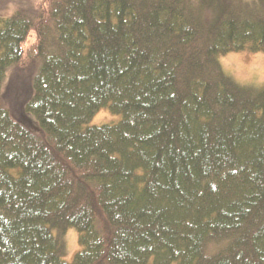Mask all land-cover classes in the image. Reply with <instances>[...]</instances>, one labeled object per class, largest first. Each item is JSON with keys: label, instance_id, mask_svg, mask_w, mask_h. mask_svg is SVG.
Wrapping results in <instances>:
<instances>
[{"label": "trees", "instance_id": "1", "mask_svg": "<svg viewBox=\"0 0 264 264\" xmlns=\"http://www.w3.org/2000/svg\"><path fill=\"white\" fill-rule=\"evenodd\" d=\"M31 31L34 41L27 46ZM264 0H38L0 15V264H264ZM102 107L120 115L87 125ZM77 233L66 262L64 235Z\"/></svg>", "mask_w": 264, "mask_h": 264}, {"label": "rangeland", "instance_id": "2", "mask_svg": "<svg viewBox=\"0 0 264 264\" xmlns=\"http://www.w3.org/2000/svg\"><path fill=\"white\" fill-rule=\"evenodd\" d=\"M38 0H0V15L8 16L18 8L33 9ZM35 33L31 34L23 46L34 41ZM223 72L237 83L244 86H264V52L239 50L228 52L218 57ZM37 71V65L31 64L21 70L9 67L2 85L0 102L7 108L10 115L16 121L27 126L31 130L39 129V123L34 115L26 110L25 106L32 91V79ZM120 115L110 112L107 107L99 109L87 122V125H101L115 123ZM66 253L63 260L71 262L74 253L78 250L77 233L74 228H68L64 235Z\"/></svg>", "mask_w": 264, "mask_h": 264}]
</instances>
